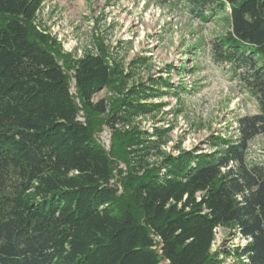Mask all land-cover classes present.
Listing matches in <instances>:
<instances>
[{"label": "trees", "instance_id": "trees-1", "mask_svg": "<svg viewBox=\"0 0 264 264\" xmlns=\"http://www.w3.org/2000/svg\"><path fill=\"white\" fill-rule=\"evenodd\" d=\"M148 1L227 21L211 58L228 65L257 112L238 119L235 138L165 152L171 128L132 124L165 107L155 100L170 78L142 79L145 56L125 70L100 39L65 56L36 24L44 0H0V264H264V161L247 157L264 134V0ZM103 89L112 99L95 102ZM100 116L110 152L96 136ZM117 159L129 194H118ZM220 228L245 242L216 249Z\"/></svg>", "mask_w": 264, "mask_h": 264}, {"label": "rangeland", "instance_id": "rangeland-1", "mask_svg": "<svg viewBox=\"0 0 264 264\" xmlns=\"http://www.w3.org/2000/svg\"><path fill=\"white\" fill-rule=\"evenodd\" d=\"M36 24L56 40L62 54L72 59L79 58L87 48L95 49L100 39L112 58L124 64L125 70L132 59L145 56L149 59L148 68L141 70L142 79L170 78L173 83L170 92L155 100L164 102L165 107L132 124L148 131L154 127L171 128L163 146L165 152L176 153L179 146L186 150L209 149L208 140L213 135L235 138L238 119L257 112L255 101L232 76L228 65H217L211 58L210 41L229 30V24L222 18L202 22L174 3L148 0H44ZM172 65L175 69L170 71L168 67ZM69 76L71 90L76 94L73 70ZM181 85L183 88L176 94L173 90ZM112 94L103 89L97 93L95 102L111 100ZM105 118L97 117L102 125L96 136L110 152L113 132ZM247 157L251 164L264 161V134L250 143ZM116 162L118 194H129L131 186L124 188L120 181L127 174V165L121 159ZM244 242L229 229L220 228L214 247L228 249ZM234 263L233 258L225 262Z\"/></svg>", "mask_w": 264, "mask_h": 264}]
</instances>
